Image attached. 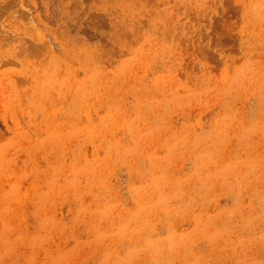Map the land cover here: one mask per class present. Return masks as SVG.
<instances>
[{
  "label": "rangeland",
  "instance_id": "obj_1",
  "mask_svg": "<svg viewBox=\"0 0 264 264\" xmlns=\"http://www.w3.org/2000/svg\"><path fill=\"white\" fill-rule=\"evenodd\" d=\"M0 264H264V0H0Z\"/></svg>",
  "mask_w": 264,
  "mask_h": 264
}]
</instances>
